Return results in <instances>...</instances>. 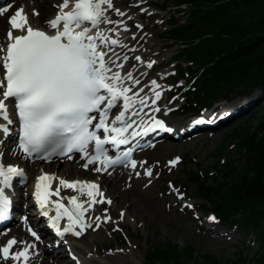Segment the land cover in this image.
Returning <instances> with one entry per match:
<instances>
[{
  "label": "snow or ice",
  "instance_id": "1",
  "mask_svg": "<svg viewBox=\"0 0 264 264\" xmlns=\"http://www.w3.org/2000/svg\"><path fill=\"white\" fill-rule=\"evenodd\" d=\"M134 6L139 7L138 4ZM55 7V16L46 22L49 31L33 27L23 7L8 17L6 47L0 45V146L12 135L11 105L19 121L18 148L29 159L35 157L51 162L54 157L72 159L71 154L79 153L80 159L85 161L82 167L86 171L93 165V171L99 174L117 165L135 171L138 164L131 158L132 152L121 153L120 147L138 137L174 131L163 119L144 111L151 107L152 113L161 112L157 102L162 99V86L151 80L147 86L151 97L141 95L144 87L134 91L141 85L140 78L134 74L137 66L152 69L156 61L145 64L139 55L129 57L116 51L117 48L129 52L137 49L119 39L121 31H130L127 21L134 18L115 7L114 0H62ZM11 8V4L0 7V17ZM141 12H147V9H141ZM109 13L120 19H112ZM32 15L39 16V13L33 11ZM101 25L108 27L102 30ZM134 27L143 31L140 23H135ZM131 39L136 40L137 36L133 34ZM130 60L137 63L125 70V64ZM118 106L121 110L110 119ZM169 111L171 109H166L163 114L167 115ZM204 122L203 119L195 121L197 125ZM106 145L116 152L115 157L109 155L110 149ZM2 157L0 152V222L9 219L12 209V200L6 190L13 186L15 177L21 181L26 179L23 169L5 165ZM180 162L176 157L167 166L175 168ZM147 163L143 161L140 166ZM135 175L139 177L141 173L135 171ZM143 175L151 181L153 168L146 167ZM169 188L183 200L179 189L171 184ZM65 190L74 194L62 195ZM33 196L39 214L48 218V227L61 239L66 234L80 237L89 229L95 231L103 224L113 223L107 208L102 215L89 216L96 206L113 204L101 185L94 181H69L56 174L44 173L36 179ZM185 207L192 208L193 205ZM124 217L125 213L121 211L119 220L123 221ZM209 219L216 221L215 216ZM62 221H66L63 228ZM27 231L34 241H41L34 227L29 226ZM113 231L122 229L117 226ZM20 245L23 246L16 251ZM36 246V243L9 239L0 247V259L10 260L12 264H30ZM70 257L80 264L75 255L70 254Z\"/></svg>",
  "mask_w": 264,
  "mask_h": 264
},
{
  "label": "rangeland",
  "instance_id": "2",
  "mask_svg": "<svg viewBox=\"0 0 264 264\" xmlns=\"http://www.w3.org/2000/svg\"><path fill=\"white\" fill-rule=\"evenodd\" d=\"M7 2L9 4L11 0ZM49 2L52 3V9L44 17V22L55 13L57 9L55 5H58L60 0H49ZM137 2L141 3L139 7L134 6ZM116 4L119 5L121 10L131 12L129 14L131 16H137V14L143 16V24L147 25L145 29L147 31L144 30V32L147 35H144L138 29H133L134 34L137 36V39L133 42L134 48L137 49V52L138 50L141 51L147 58L155 59L156 63L150 69L141 86L161 74L163 78L159 79V84L162 86L163 95L158 102L161 108L160 114L169 122V126L182 127L194 116L186 115L183 111L182 107L185 104L184 95L187 87L185 81L180 80L179 78L182 77L176 72L177 69L185 70L187 64L177 61L181 60L183 55H176L177 44L165 38L169 34V27L166 26V22L169 20L174 3L169 0H116ZM149 4L152 5L154 10L153 15L152 12L151 15L148 14L149 11H152ZM146 8H149L147 12L142 13L141 9ZM35 18L39 19L38 16H32L30 20L35 22ZM113 19L120 18L113 16ZM157 21L161 22L158 23ZM44 22L39 20L35 23L44 26ZM128 54L134 53L130 52ZM167 89L171 90L168 91ZM236 98L219 103V108H228ZM261 107H263L262 102L248 113L235 117L231 123L219 124L221 126L215 130H213L215 126L204 128L196 125L192 131L185 132L178 137L175 136L174 132L171 133L172 136L163 133L150 142L147 147L137 149L134 159L137 162H148L147 165L142 167L143 171L146 167H152L154 170V178L144 184V187L148 185L145 187L147 196L143 197L141 202L145 210V216L142 219L128 221L126 225L122 226L117 225L115 223L117 219L114 218V224L111 227H101L106 240L105 243L112 245L109 251L122 249L132 253L134 264H152L147 262V255L151 248L174 243L195 250V258H189L188 264H196L199 259L211 255L224 262L228 260L229 264H249L250 257L257 250L255 236L246 235L239 228H230L218 219L216 221L210 220L209 217L213 215L208 212L205 213L208 205L203 203L196 194V186L193 185L191 175L210 170V180L212 181L216 176L218 163L225 161L224 152L227 146H230L226 139L227 135L236 126L257 123L258 117L254 118L253 113ZM166 109H171V111L164 115L163 112ZM114 113L115 111L111 115ZM5 143L10 147L17 144L14 136H10ZM144 150L147 153H143ZM20 153L17 148L13 156L18 159L7 161L8 165H24L27 167L29 159ZM176 157H179L181 162L175 168L169 169L168 162ZM68 162L69 160H65L61 164H64L65 167ZM27 177L28 180H25V183H19L23 185L22 190L27 188L28 192L32 193L33 178L29 176V173ZM169 184L179 189L180 194L183 197L186 196V199H179L178 195L169 188ZM25 189L23 192L18 190L20 196L26 191ZM20 196L19 198H21ZM176 200L179 201V204L173 206ZM187 204H191L193 207H185ZM117 226L122 231H113V228ZM11 229L2 233L6 234ZM207 231L208 233H206ZM10 238L12 237H8L0 243V247L5 245ZM30 264L36 263L31 260ZM172 264L176 263L173 262Z\"/></svg>",
  "mask_w": 264,
  "mask_h": 264
},
{
  "label": "trees",
  "instance_id": "3",
  "mask_svg": "<svg viewBox=\"0 0 264 264\" xmlns=\"http://www.w3.org/2000/svg\"><path fill=\"white\" fill-rule=\"evenodd\" d=\"M191 4L185 26L174 28L170 39L183 40L186 71L185 114L199 113L220 101L260 91L264 104V0H174ZM242 108L238 115L249 112ZM259 113V114H258ZM257 123L236 126L227 135L230 146L225 161L210 170L191 175L196 194L224 225L239 228L256 239L257 250L249 264H264V105L253 113ZM195 250L169 243L153 247L149 263L188 264ZM196 264H229L214 255Z\"/></svg>",
  "mask_w": 264,
  "mask_h": 264
},
{
  "label": "bare ground",
  "instance_id": "4",
  "mask_svg": "<svg viewBox=\"0 0 264 264\" xmlns=\"http://www.w3.org/2000/svg\"><path fill=\"white\" fill-rule=\"evenodd\" d=\"M7 1L8 0H0V3H2V7L8 6L9 4L12 5L10 12L5 14V16L0 17V45H3V46L6 45V33L9 30V25L7 22L8 17L14 14V12L17 9H19L20 7H23L25 9V13L29 16V18L30 17L32 18L33 16L32 13L34 10H36L39 13V16H38L39 19L35 18V22H39V20L44 22V17L48 15V12L52 9V6H51L52 3L49 2V0L47 1L45 0H11L9 4ZM61 2L62 0H60L59 3ZM180 3H182L183 5H181ZM177 4L184 9L180 17V21L183 23L185 22L186 18H188L189 16L188 11L189 9H191L192 6L188 2H177ZM114 6L119 8V5L116 4V0H114ZM56 12H57V9L55 10V13L48 20L52 19L55 16ZM128 13L130 14L131 12H128ZM109 15L111 16L112 19H113V16H115L114 13H109ZM137 17L141 18L143 16H140L139 14H137ZM33 21H31V24L33 27H38V28H41L42 30L49 31L47 27V23H46L47 21L44 22L45 23L44 26H40L39 24H36ZM135 22L136 21L134 20L127 21L129 27H132ZM107 27L108 26L101 25L102 30H106ZM130 32L131 31L125 33L124 35H122V37L127 38L126 41L131 43L129 47L132 48L134 47V44H133L134 40L131 39ZM116 51L121 54L126 53L129 57L139 55L141 56L145 64L149 61H156L155 59H152V58L145 59L142 56V54H139L138 52H136V54L135 53L128 54L127 49L122 50V49L117 48ZM136 63H137L136 61L130 60L128 64H125V70H127L131 64H136ZM184 64H187V63H184ZM187 68H188V64L185 67V69L187 70ZM141 72L147 73L148 75L150 72V69H147L144 65L137 66V70L135 71L134 74L137 77H139L141 80V83H143V80L147 77V75L141 76L140 75ZM160 78H162L161 74L157 78L153 77L152 79H150L145 85L137 86V88L134 89V91H137L139 87H144L145 90L143 93H141V95L142 96L147 95L151 97L152 95L151 90L147 86L150 85L151 80H156L158 83H160L159 81ZM258 99H262V98L260 96V91L256 90V92H254L252 95L244 96V97H237L235 100H233L234 102H232L228 108H222L219 112L215 114H214V110H209V109L203 110V113L200 116H198V118L204 117V119L206 120L209 119V121H212L213 120L212 118L216 116V119L219 120L220 118L230 115L229 113L224 111L225 109L228 110L229 108H232L233 106L240 105L245 102H248L246 103L245 106H247L249 103H252V102L256 105ZM158 102H157V106H159ZM149 103H151L150 100H149ZM119 110H121L119 106L117 109L113 110L115 111V113L110 116V119L114 118V115L118 114ZM218 110L219 108H216L215 112ZM144 111L146 113H151L155 115L157 118L164 119L160 113H152L151 107L145 108ZM14 114L15 113H13V115ZM244 114H246V112H244ZM13 115H12V118L14 121ZM147 118L148 117L145 116V119ZM133 119L138 120L139 117H133ZM11 128H13V126H11ZM172 128L174 129L173 132L175 134L179 133L177 131L178 128H176L175 126ZM157 135H161V133H158ZM143 138L144 137H138L136 140H133L132 143H130L129 145H122L121 148L133 149L135 148L136 145H138L139 147L140 145H145V144L146 146L144 147H147L148 142H143L142 141ZM7 140H5L4 144L0 146V152L3 153L2 162L5 165H8L7 161H14L15 159L16 160L18 159L16 156H13L15 154L17 146L15 145L12 147L7 146L5 143ZM109 146L110 145H106L107 148H109ZM143 153H147V151L144 150ZM83 163H85V161L81 160L79 157L73 159V161L72 159H69V162L65 167H64V164H61V163L47 164V163L41 162L40 160H37L35 163L30 162L29 164H27V167L25 169H26V175L28 176V173H29V176L33 178V186H31L32 193H34V186H35L37 177L44 173L56 174L57 176L65 178L69 181H74V180L94 181L101 185L102 190L105 192L108 198L112 199L113 204L110 207H108L107 205H98L96 206L95 211L89 213V216L94 217V216L102 215L104 209L107 208L109 215L113 219L116 218L117 219L116 222L119 221L118 224L116 223L119 226L126 225L127 222L131 220L142 219L145 216V210L143 209L141 202H142V198L147 196L144 184L146 181L149 180V178L143 175L144 173L143 168H142L143 166L142 167L140 166L142 162H139V161L137 162L138 168L135 170L141 173L139 177L135 175V171L132 170L130 167H121L119 169L114 170L113 173H109L110 171H108L103 174H99L93 171L95 165L90 166L89 170L87 171L84 170V168L82 167ZM8 166H12V165L9 164ZM22 166L23 165H20L18 167L23 168ZM18 180H20V178L18 177H15L13 179V185H15V190L12 187L6 190L10 199H13L14 202H16V199H14L13 194L19 195L18 190H22V187H23V185L19 183ZM54 187H55V184H54ZM24 189L25 188H23V190ZM25 190L26 191L22 194V196L25 198L26 207L27 208L34 207L35 201H34L33 194L30 195L31 193L28 192L27 188ZM73 194L74 193H72L70 190L62 191V195H65V196H70ZM82 199H85V198L82 197ZM184 199H186V196L184 197ZM65 203H67V201H65ZM178 204H179V201L176 200L174 201L173 206H177ZM121 211L125 213V217L123 221L119 220V213ZM50 215H54V212H50ZM186 215L188 214L186 213ZM44 218L46 219L47 217H44ZM113 224H114V221L113 223L103 224L102 227L109 228ZM65 225H66V221H62L61 228H63ZM206 233H208V231ZM40 234H41V241L37 243L30 236L28 231L25 229L24 225L20 223L14 226L6 234H3L0 232V243L5 241L8 237H12V239L15 238L18 241H27L29 243H36L37 245L36 250H35L36 254H33V257H32V260L36 264H76V262L71 259L70 254L75 255L78 258L80 264H134L133 263L134 258H132L131 252H128L122 249L109 251L112 245L105 243L106 240L101 231V228L95 231L92 229H89L85 232V234H83L80 237H75L71 234H66L63 237V239H61L59 236L56 235L54 229H51L49 227H44L42 229V232H40ZM22 246L23 245L18 246V249L16 251H18L20 247ZM2 263L12 264V261L9 260L5 262L3 260H0V264Z\"/></svg>",
  "mask_w": 264,
  "mask_h": 264
}]
</instances>
